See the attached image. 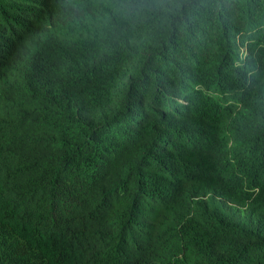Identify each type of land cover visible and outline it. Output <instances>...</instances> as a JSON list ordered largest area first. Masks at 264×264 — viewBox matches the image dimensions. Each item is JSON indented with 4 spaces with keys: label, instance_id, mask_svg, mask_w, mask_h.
Instances as JSON below:
<instances>
[{
    "label": "trees",
    "instance_id": "16d2710c",
    "mask_svg": "<svg viewBox=\"0 0 264 264\" xmlns=\"http://www.w3.org/2000/svg\"><path fill=\"white\" fill-rule=\"evenodd\" d=\"M0 264H264V0H0Z\"/></svg>",
    "mask_w": 264,
    "mask_h": 264
}]
</instances>
